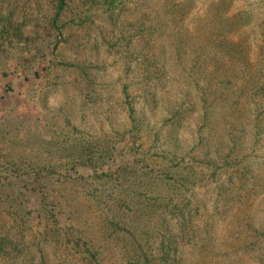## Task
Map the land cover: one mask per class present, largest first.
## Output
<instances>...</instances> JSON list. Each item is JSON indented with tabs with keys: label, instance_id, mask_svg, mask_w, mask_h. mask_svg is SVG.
<instances>
[{
	"label": "rangeland",
	"instance_id": "rangeland-1",
	"mask_svg": "<svg viewBox=\"0 0 264 264\" xmlns=\"http://www.w3.org/2000/svg\"><path fill=\"white\" fill-rule=\"evenodd\" d=\"M221 1L225 4L217 6ZM3 6L31 13L35 4L34 0H5ZM75 6L79 11L81 7ZM176 7L182 8V15L176 17L182 42L156 35L150 53L134 43L136 27L131 22L139 12L162 27L166 11ZM215 9L230 16L247 15L246 26L238 25L230 37L243 38L250 47L248 63L258 62L259 70L263 69L264 0L128 2L121 6L125 20L115 37L102 39L101 23L85 26L79 43L74 37L73 43L61 45L55 65H46L50 58L43 55L24 64L31 52L24 41L19 44L23 47L17 45L21 53H17L20 49L0 50L6 54L4 58L0 53V168L20 174L45 166L47 175L55 166V175L43 179L33 197L22 203L26 212L32 211V220L24 218L30 228L24 244H14L20 235L0 218V237L7 227L15 235L7 237L12 240L3 250L6 255L0 253V264H81L80 254L74 255L71 245L63 249L55 243V224L67 226L74 240L85 242L96 254L91 264H132L120 259L125 249L152 251L151 262L156 263L157 246L170 243L162 237L166 230L174 236L166 251L170 264H264V97L247 92L248 86L240 95L241 89L233 92L230 87L222 91L217 105L211 104L208 96L202 99L203 82H194L199 78L189 72L204 64L206 49L202 46L199 53L197 43L187 40ZM145 54L150 58L146 60ZM155 59L160 61L159 72L148 63ZM29 64L43 74L35 79L25 73L22 66ZM75 66L84 67L85 73ZM211 71L205 73L209 78ZM234 103L237 109L227 114ZM127 105L132 107L134 122L128 119ZM119 138L131 140L127 146H134L142 157L134 165L127 163L128 168L119 174L120 181L126 182L122 187L114 178L94 177L96 170L115 174L122 165L119 156H111L100 167L76 165L65 171L64 152L58 154L55 148L80 139L93 153L116 148L121 154L124 145H113ZM155 175L162 177V183L152 178ZM12 190L0 185V201L7 207L14 199ZM147 195L162 197L154 201ZM51 196H56L62 210L59 213L53 204L54 217L48 206L39 209L50 203ZM13 204L16 210L18 201ZM38 214L44 220L39 221ZM109 220L123 229H112ZM47 223L50 235L41 241L39 234Z\"/></svg>",
	"mask_w": 264,
	"mask_h": 264
},
{
	"label": "trees",
	"instance_id": "trees-1",
	"mask_svg": "<svg viewBox=\"0 0 264 264\" xmlns=\"http://www.w3.org/2000/svg\"><path fill=\"white\" fill-rule=\"evenodd\" d=\"M4 1L5 0H0V50H2L3 47L6 49L4 52L8 53L16 49L19 50L20 48H18L17 45L24 41V43L27 44L26 49L28 51L31 50L29 53L30 55L26 56L25 61L23 60L24 64H28L31 61L33 62L43 55L46 56V59L48 57L50 58L46 62V65H51L54 64L57 58H59V49L61 48V45L63 46L73 43L72 40L74 37H76L75 43H79V32L85 26L101 23L105 28V35L102 34V39L111 40L113 37H115L116 31L121 29V24L124 23L123 21L125 20V18H123V13H121V6L128 4V2L134 3L139 0H128V2H124L122 0H34L35 7L30 10L31 13H18L16 10H8L5 8V6H3ZM221 4L225 3L221 1L217 6ZM23 5H27L26 2H24ZM75 5L81 7L79 11L76 9ZM225 14V11H218L217 9L208 12L203 22L201 21L200 24H198L197 29H194L195 36L193 38H188L187 41H193L197 43V50L199 53L202 51V46H204L206 49L204 53V58H206L203 61L204 64H201L198 68L191 67L189 72L191 75H195L199 78V82L196 80H194V82L198 84L203 82V87L199 90H204L202 96H208L211 98V104L217 105V103L221 101L222 91L224 90L225 92V90L230 87L234 88L233 92L241 89V91H239L240 95L243 93L242 90L248 86L250 90L247 89V92L250 91L255 97H264V68L259 70V68L262 66H259L258 62L252 63V65L248 63L250 62L248 55L250 47L249 45H246V41L243 38H240L239 40H232L230 37V35L233 33V30L236 29L238 25L239 27L246 26V23H248L247 15L243 14L242 12H239L234 16ZM181 15L182 8L178 10L176 7L174 11H166V17L162 18L161 27L159 26L161 25L159 21L154 23L153 19L147 16L145 12H139V17L135 21L131 22L133 26L136 27L134 36L137 38L134 39V43L143 45V50H148L150 53L151 44H154L153 42L155 41L154 38L156 35H162V37L168 36V40H174V43L182 42L183 39L179 34V27H177L179 19L176 18L180 17ZM25 32H27V34H25ZM153 33L155 34L153 35ZM130 41L132 43V38H129V42ZM104 43L109 44V42ZM23 45L24 44H22V46L19 45V47H23ZM131 45L132 44H130V46ZM21 52L23 51L20 49L17 53ZM0 53L2 56H4V58L6 57L5 53H2L1 51ZM143 56L146 60L150 58L147 57L146 54ZM157 56H159V53ZM197 56L200 57L199 54H195V57ZM148 61L150 65L153 64L157 68L160 65V61L158 59ZM29 65L22 67L25 73H28L29 75L31 74V77L36 79L43 74V70L38 66L31 68V64ZM75 67L76 69H79L81 74L83 72L85 73L84 67ZM157 68L155 69L159 72V68ZM210 68L212 70L211 73L213 74L212 78H209V76L205 74ZM43 69H47V66ZM6 90L11 91L12 93L14 91V89L10 86H7ZM206 98L207 97L202 99L207 100ZM230 106L231 109L228 108L229 111L227 114L230 111L236 110L238 104L234 103ZM127 107L128 119L134 122L133 120H135V117L133 115L134 112L132 107L129 105H127ZM73 132L74 130L71 131V133ZM82 142L83 141L80 139L77 141H71V143H69L67 146H62V148L59 146V144L55 145L58 154L64 152L61 153L63 155L62 158L65 159V164H62V166H64L63 169L65 171H71L76 165H81L86 169L87 167L91 166L100 167V165L104 164L106 162L105 160H108V158L111 156L113 157L112 159L119 156L118 159L121 158L122 165H120V167L114 171L115 174H105L99 170H96L94 177L107 178L109 180L115 179L118 186L120 187L126 185V182L120 181L119 174L128 168L127 163L131 164L133 162L134 165L136 162L141 161L142 158L140 152H138L134 146H127L129 142H132L131 140L129 141L119 138L113 142V145H116L117 143L124 145L121 154H119L120 152H116V148L114 150L111 149V151L108 153H106L105 150H99L93 153V149L88 145V143ZM64 154H66V156ZM50 167L51 170H48L49 172L47 175L43 174L46 170L45 166L39 168V170L36 172H34L33 167H30V169H28L25 173L20 174H8L6 169L0 168V185H6L7 187L12 186V191L14 192L12 196L14 198L13 202L14 200L18 201L16 210L13 209V202L10 204V207H7L3 201H0V218L5 219L2 224L6 227L9 223L14 229L15 234L20 235L17 236L18 242L14 241L15 245H18L19 243L21 245L24 244L25 242H23V240L26 236L25 232L27 230L30 231V228L25 224L26 221L24 218L29 217L32 220V211L26 212L22 208V203L24 202L26 204V201L29 199V197H33L38 186L40 187L41 181L43 179H47L50 174L55 175V166ZM151 171L153 170L148 171L147 175H149ZM21 175L26 176L27 179L23 180ZM152 178L155 181L162 183V177H157L155 175L152 176ZM171 179L173 178H167L168 181ZM28 181H30V184H26ZM14 188H16V190ZM42 193L45 194V191ZM161 197L162 196L158 195L155 197L152 196L151 198L149 197V199L157 201ZM55 198L56 196H51L49 201L50 203L39 206V209H43L44 207L48 206V213L52 215L50 217H54V215L51 213L53 204L57 205L56 207H58L60 211L59 213H62L61 205L59 202H55ZM102 198L103 197H100V200H102ZM102 201L105 203L107 202L105 198H103ZM114 201L126 204L125 200L123 199L116 198ZM168 204L169 203H166V205ZM108 216H111V219L113 218L112 215L108 214ZM189 216V214H186V218H189ZM38 218L39 221L44 220V217H42L41 214H38ZM109 225L114 230H116V228H119L118 230L123 229L112 220H109ZM53 226L55 227L53 231L54 237L56 239L55 243H58L59 247L68 249V246L71 245L73 254H80L79 260L81 261V264H91L90 261L95 260L91 258L95 257L96 254L87 247L85 242L74 240V238L71 237L67 226H57V224ZM49 229L50 228L47 223L46 227H44L43 231L39 234L41 241L47 240L48 236L50 235ZM167 231L168 230L165 231L166 233H162V237L164 238V241L170 240L169 246L166 247L163 244H159V246H157L158 254H155V261H158L156 263L151 262L152 257H154L152 251L149 252L143 249L140 252H134L133 250L125 249L124 251L120 252V259L122 261L131 260L132 264H170L172 261L167 256L166 251L171 249L170 245L173 244L171 239H174V236L167 233ZM2 233L3 235L0 237V253L4 252V255H6L7 251L3 250L5 249L6 244L11 243L10 240H12L10 238V240H8L7 237H14L15 235L11 233L8 227L7 230H4ZM166 234L170 235V238H167ZM80 243L83 246L80 245ZM38 245H40V240ZM174 249L175 246L173 250ZM39 251H41L39 253L41 258L40 262H43L42 250ZM141 255L143 256L142 258L139 257Z\"/></svg>",
	"mask_w": 264,
	"mask_h": 264
}]
</instances>
